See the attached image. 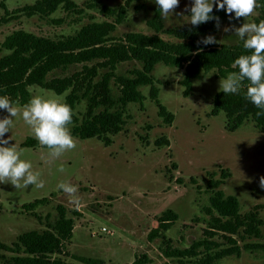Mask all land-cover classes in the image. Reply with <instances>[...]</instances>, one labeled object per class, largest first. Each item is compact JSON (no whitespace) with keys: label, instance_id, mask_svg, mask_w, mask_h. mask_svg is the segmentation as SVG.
Here are the masks:
<instances>
[{"label":"rangeland","instance_id":"374dc122","mask_svg":"<svg viewBox=\"0 0 264 264\" xmlns=\"http://www.w3.org/2000/svg\"><path fill=\"white\" fill-rule=\"evenodd\" d=\"M38 1L0 0V20L5 19L0 25V60L7 55L3 48L5 39L15 31L23 30L53 40L72 37L92 22H115L116 17L106 16L100 7L91 8L93 2L112 9L124 5V0H71L81 12L61 8L47 17H28L20 12ZM192 3L193 0H180L179 7L164 17L165 29L190 25ZM155 6L154 0L132 3L126 19L112 34L113 41H123L129 33L156 35L148 27ZM186 8L189 10L185 11ZM262 20L260 7L247 20H237L233 13L218 33L212 35L217 41L213 45L243 44L234 31L225 32L224 28ZM158 36L166 42H182L166 33ZM100 63L95 61L71 67L66 72L58 71L48 80L84 77L95 68L97 74L89 80L93 88L108 71ZM141 69V64L133 61L119 64L113 71L129 76ZM152 75L157 96H153V86L141 88L143 104L127 105L126 124L120 133L109 137L112 140L109 147L97 138H75L76 147L53 160L40 145L23 147L27 139L35 138L21 116L14 118V127L4 139L12 136L9 146L16 144L18 149L25 150L21 158L29 160L33 171L41 174L44 187L15 188L8 182L0 183V243L11 246L26 233L45 231L57 220V207L61 205L69 213L76 211L78 216L74 217L72 239L61 245L51 257L52 261L134 264L140 259L145 264H178L176 258L165 256L166 249L190 250L206 242L212 244L213 253L231 248L240 250V255L224 257L214 264H264V253L249 248L264 244V188L260 187V177L264 176V134L253 121L231 133L226 130L223 113L212 115L223 79L217 72L194 80L188 95L182 84L185 66L159 64ZM109 89L112 110L118 109L121 86L114 77ZM68 92L70 94L71 89ZM83 101L86 106L75 111L80 119L88 110V100ZM160 106L174 116L172 123H167L160 115ZM7 115L5 110H0V117ZM159 141H163L161 146L157 144ZM61 166L64 172L59 171ZM223 171H228L230 177L220 189L239 200L243 219L254 214L262 222L261 237L245 234L244 228L237 235L220 230V221L225 220L210 208L213 191L209 183L220 179ZM61 182L78 187V203L58 188ZM43 198L49 201L34 211L22 209L25 204ZM167 211L174 213L177 220L162 227L150 241L149 234L159 229V220ZM104 229L108 232H103ZM196 251L199 259L206 252L203 245L196 247ZM0 255L11 257L1 249Z\"/></svg>","mask_w":264,"mask_h":264},{"label":"trees","instance_id":"16d2710c","mask_svg":"<svg viewBox=\"0 0 264 264\" xmlns=\"http://www.w3.org/2000/svg\"><path fill=\"white\" fill-rule=\"evenodd\" d=\"M139 1L148 0H124V5L118 9L93 2L91 8L100 7L101 12L106 16H115V22H92L72 37L53 40L23 30L10 34L3 43V48L10 54L0 60V95H8L12 101H19L22 106L30 99L27 90L30 85L54 90L58 94L71 89L67 102L74 111L81 101L88 100V110L84 118L80 119L76 114L73 117L70 125L73 136L82 140L97 138L109 147L112 144L109 137L120 133L126 124L124 113L127 105L143 104L145 98L141 88L153 86V96H157L152 75L157 65L165 64L178 68L185 66V78L182 84L186 87V95L189 94L194 80L211 72H217L219 77L226 78L228 73L238 71L231 65L241 54H246L243 44L221 47L213 44L207 46L198 44L203 38L217 34L220 27L228 20L229 15L226 10H218V6L213 8L211 15L219 17V29L217 21L210 20L198 26L190 24L166 30L164 16L156 5L153 17L148 21V27L156 35L129 33L123 41H113L112 34L116 31L117 25L126 19L128 8L132 3ZM259 4L261 19L264 20V0H259ZM61 8L69 12H81L71 0H40L32 6L22 8L20 12L28 17L36 15L47 17ZM4 22L5 19L0 20V25ZM161 33H166L182 42L179 44L166 42L158 36ZM95 61H101L100 66L108 71L93 88L90 81L91 77H94L93 74H97L95 68L89 70L87 76L90 79L87 76L77 75L73 78L48 80L53 73L66 72L71 67ZM133 61L141 64L142 69L131 72L129 76L114 73L113 70L117 65ZM113 77L121 86L119 105L115 110H112L113 101L109 89V82ZM244 84L238 94L218 93L214 99L212 115L219 116L223 113L226 117V130L231 133L239 130L246 122L253 121L264 134V115L258 117L256 113L260 110L245 98L247 81ZM101 107L104 109L100 110ZM160 115L167 123H172L174 119V116L168 115L162 106H160ZM162 142L159 141L157 144L161 146ZM166 143L168 144L167 140ZM38 146V141L32 138L27 139L23 144V147ZM229 177L230 173L223 171L220 179H212L209 183V188L213 191L209 199L210 208L225 220L220 221V230L230 235H237L239 230L244 228L245 234L261 237L262 222L254 214L243 219L239 200L234 196L226 195L220 189ZM48 201L47 198L35 200L25 204L22 209L25 212H32L37 206ZM57 212V220L45 231L26 233L11 246L0 243V249L11 254L9 258L0 255V264H63L60 260L52 261L51 257L60 250L64 242L72 239L74 217L78 216V213L76 211L69 213L61 205L57 207ZM175 220L177 216L174 213L165 212L159 220V229L153 230L148 239L153 240L162 227ZM202 245L206 252L199 259L196 247ZM211 245L203 242L196 244L195 248L190 250L166 249L164 254L167 258H176L178 264H214L224 257L240 255V250L236 248L213 253ZM249 248L264 253V244ZM134 264H145V261L138 259Z\"/></svg>","mask_w":264,"mask_h":264},{"label":"clouds","instance_id":"9594fccd","mask_svg":"<svg viewBox=\"0 0 264 264\" xmlns=\"http://www.w3.org/2000/svg\"><path fill=\"white\" fill-rule=\"evenodd\" d=\"M154 2L159 6V11L164 17L172 14L180 4V0H154ZM214 6H218V10H226L230 17L234 13L237 20L240 18L247 20L261 5L258 0H193L189 23L198 26L216 20L219 29V17L211 15ZM224 31H234L243 41L246 54H241L231 65L238 71L230 72L226 78L220 80V91L224 94H238L247 81L245 98L260 110L256 115L262 116L264 115V20L259 23L245 22L240 27L232 25L231 28H224ZM200 43L207 46L216 44L217 41L214 36L209 35L198 41V44ZM5 54L10 52L6 50ZM27 90L30 99L22 106L19 101H12L8 95H0V110H5L9 114L0 117V183L8 182L15 188L29 185L43 188L41 174L33 171V165L29 160L21 158L25 150L18 149L16 144L9 146L13 137L4 139L5 134L11 132L14 127V118L21 116L39 145L48 150V157L57 159L76 147V139L70 125L75 111L84 108L86 101H81L74 111L67 102L68 91L58 94L54 90H46L38 85H30ZM64 170L63 166L59 168L60 172ZM260 187L264 188V176L260 177ZM58 188L78 203L76 185L61 182Z\"/></svg>","mask_w":264,"mask_h":264},{"label":"built area","instance_id":"2783aa9c","mask_svg":"<svg viewBox=\"0 0 264 264\" xmlns=\"http://www.w3.org/2000/svg\"><path fill=\"white\" fill-rule=\"evenodd\" d=\"M103 232H108V231L106 229H104Z\"/></svg>","mask_w":264,"mask_h":264}]
</instances>
